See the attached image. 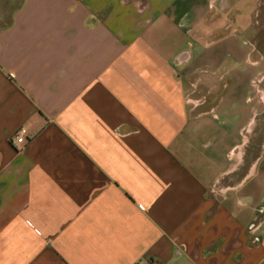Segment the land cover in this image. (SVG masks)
<instances>
[{
    "label": "crops",
    "instance_id": "0c3cea01",
    "mask_svg": "<svg viewBox=\"0 0 264 264\" xmlns=\"http://www.w3.org/2000/svg\"><path fill=\"white\" fill-rule=\"evenodd\" d=\"M190 2L0 0V264H264V142L230 182L244 126L184 79Z\"/></svg>",
    "mask_w": 264,
    "mask_h": 264
},
{
    "label": "rangeland",
    "instance_id": "374dc122",
    "mask_svg": "<svg viewBox=\"0 0 264 264\" xmlns=\"http://www.w3.org/2000/svg\"><path fill=\"white\" fill-rule=\"evenodd\" d=\"M191 1L182 19L189 31L185 34L186 39L178 40L179 47L193 54L186 63L188 73L184 79L195 81L196 94H205V107L212 108L214 120L218 115L223 119L227 114L238 112L228 126L236 131L244 126L241 137L242 140L246 138L240 153L244 167L237 170L231 181L228 179L235 183L245 172L246 160L250 158L248 152L245 156V150L264 142V135H255L259 121L252 109L255 99H249L255 96L250 80L257 75L252 62L261 64L258 77L264 89V0ZM224 2L232 3L225 12L219 8ZM240 69L241 86L235 93L230 92L235 80L239 79L235 74ZM224 97L225 101L222 100Z\"/></svg>",
    "mask_w": 264,
    "mask_h": 264
},
{
    "label": "built area",
    "instance_id": "2783aa9c",
    "mask_svg": "<svg viewBox=\"0 0 264 264\" xmlns=\"http://www.w3.org/2000/svg\"><path fill=\"white\" fill-rule=\"evenodd\" d=\"M28 140H29L28 134L24 128L17 131L12 137V143L19 150L24 148V146L28 142ZM257 239H258V237H257Z\"/></svg>",
    "mask_w": 264,
    "mask_h": 264
}]
</instances>
